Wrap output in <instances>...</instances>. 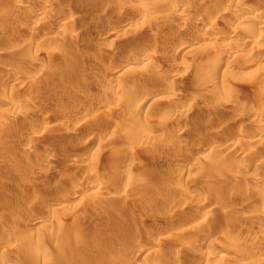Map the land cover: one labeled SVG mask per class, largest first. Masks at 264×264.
<instances>
[{
    "label": "rangeland",
    "instance_id": "1",
    "mask_svg": "<svg viewBox=\"0 0 264 264\" xmlns=\"http://www.w3.org/2000/svg\"><path fill=\"white\" fill-rule=\"evenodd\" d=\"M19 1L0 0V247L7 257L15 264H264V229L239 228L256 226L264 212V190L256 189L264 134L255 146L236 141L260 130L264 43L247 44L219 66L215 58L232 47L210 45L193 19L171 13L177 0ZM184 1L221 39L249 24L221 14L228 3L264 7V0ZM40 6L48 16L32 15ZM68 18L73 23L62 25ZM53 32L57 40H44ZM147 51L145 67H158L156 74L110 72ZM5 74L18 84L3 83ZM152 95L162 98L151 104ZM11 97L18 103L8 104ZM225 137L235 141L222 144ZM227 175L223 190L213 187ZM41 202L57 206L54 214L34 218ZM24 225L47 239V251L24 252ZM207 247L215 253L209 259Z\"/></svg>",
    "mask_w": 264,
    "mask_h": 264
},
{
    "label": "bare ground",
    "instance_id": "2",
    "mask_svg": "<svg viewBox=\"0 0 264 264\" xmlns=\"http://www.w3.org/2000/svg\"><path fill=\"white\" fill-rule=\"evenodd\" d=\"M188 1V0H187ZM22 0H20L19 2H18V4L21 6L22 5ZM24 3V2H23ZM234 3V2H233ZM230 4V3H228V5L227 6H225V8L224 9H222V12H220L221 14H224V15H226V16H229V17H235L236 19H238V20H241V21H246V22H249V24L247 23V24H244L242 27H241V30H240V33H236L235 35H233L232 34V36H230V37H228V38H226V39H224V37H223V39H221V36H219L218 34L217 35H215V33H210L209 31L212 29V23H211V21H208V19H206V16H199L200 15V13H199V15L198 16H192L190 13H187L186 12V9L184 10L183 8H185V1L184 0H177V1H175V5L173 6V8L171 9V13H174V15H176L177 17H179V18H181V20L183 19V20H189V18H191V20L193 19V21L195 22L194 24H196V25H200L201 26V28H203L204 30H205V35H204V37H205V41H208L209 43H210V45H215L216 43H219L218 41H220V43L222 42V44H223V46L225 45V46H231L232 47V50L233 51H228L227 49L226 50H223L222 52H220V54H218V56H217V58H215V65H219L220 66V64L222 65V64H225V65H228L230 62L232 63L233 62V60H235V58L239 55L238 54V52L240 51L241 52V50L243 49L244 50V48L247 46V44H251V45H254V44H260V43H264V32H263V30L262 29H264V7L263 8H261V9H257V8H253L252 6L251 7H240V6H236V5H234V4ZM250 5V4H249ZM68 6V5H67ZM114 6V5H113ZM116 6H118V5H116ZM248 6V5H247ZM256 6V5H255ZM41 7V8H40ZM40 7H37L36 8V10L32 13V15H46L48 12H49V10L47 9V8H42V6H40ZM147 7V6H146ZM149 7V6H148ZM147 7V8H148ZM261 7H262V5H261ZM78 8V7H77ZM138 8V7H137ZM138 9H140V8H138ZM3 10H5V9H3ZM10 11L12 10V9H9ZM53 10H55L54 8H53ZM78 10V9H77ZM141 11H142V13H144L143 15H146V13H148L147 12V10L144 8L143 10H142V8L140 9ZM8 11V10H7ZM10 11H8L9 13H11ZM51 11V10H50ZM62 11V10H61ZM105 11V10H104ZM103 11V12H104ZM114 11V10H113ZM137 11V10H136ZM140 11V12H141ZM196 11V10H195ZM221 11V10H220ZM5 13H6V10L4 11ZM3 12V13H4ZM7 12V13H8ZM76 12V11H75ZM78 12V11H77ZM81 12V11H80ZM198 12V11H197ZM202 12V11H201ZM79 13V12H78ZM106 13V12H105ZM196 13V12H195ZM194 13V14H195ZM80 14V13H79ZM198 14V13H197ZM196 14V15H197ZM2 15H4V14H2ZM9 15V14H8ZM54 14L52 13V16H53ZM5 16H6V14H5ZM10 16V15H9ZM47 16H48V14H47ZM76 16V15H75ZM102 16V15H101ZM87 17V16H86ZM85 17V18H86ZM128 17V16H127ZM73 18V17H72ZM93 18V17H92ZM129 18V17H128ZM208 18V17H207ZM74 19H76V18H74ZM74 19H73V21H74ZM224 19V18H223ZM225 19H227V17H225ZM236 19H234L235 21H236ZM60 20V19H59ZM97 20V19H96ZM99 20V19H98ZM237 20V21H238ZM94 21V20H93ZM100 21H101V19H100ZM127 21H128V19H127ZM228 21V20H227ZM76 22V21H75ZM126 22V21H125ZM137 22V21H136ZM233 22V21H232ZM73 23V22H72ZM71 20H70V18H68V19H65V21H63V23H61L62 25H64V26H70L71 24ZM87 23H88V21H87ZM224 23V22H223ZM90 24V23H89ZM91 24H92V21H91ZM94 24V23H93ZM96 24V23H95ZM94 24V25H95ZM193 25V24H192ZM90 26V25H89ZM83 27V26H82ZM86 27V26H85ZM120 27V26H119ZM196 27V26H195ZM38 28V25H34L33 26V29L35 30V29H37ZM126 28V27H125ZM128 28V27H127ZM99 29V28H98ZM123 29V31L125 32V31H127V30H125L124 28H122ZM92 30V29H91ZM234 30V29H233ZM236 30V29H235ZM262 30V31H261ZM80 31H81V29H80ZM83 31H84V29H83ZM82 31V32H83ZM118 32H119V30H117ZM122 31V32H123ZM33 32V31H32ZM86 32H89V30H86ZM116 32V31H115ZM114 32V33H115ZM120 32H121V30H120ZM123 32V34H126V33H124ZM128 32H129V30H128ZM34 33V32H33ZM135 33V32H134ZM217 33H218V31H217ZM118 34H120V33H117L116 35L117 36H119ZM90 35H92V34H90ZM122 35V34H121ZM120 35V36H121ZM60 35H59V33L58 32H53V34H51V35H49V36H45L44 37V40H47V41H52V40H57V38L59 37ZM86 37V36H85ZM107 37V36H106ZM122 37V36H121ZM120 37V38H121ZM87 38V37H86ZM119 38V37H118ZM111 39L112 40H114L115 38H112L111 37ZM76 40V39H75ZM78 40V39H77ZM221 40H223L225 43H223V41H221ZM71 42H72V40H71ZM111 42V41H110ZM112 43V42H111ZM72 44V43H71ZM73 44H74V42H73ZM72 44V45H73ZM77 45H78V43H77ZM76 46V45H75ZM259 46H262V45H259ZM73 47V46H72ZM201 47V46H200ZM208 47V46H207ZM75 48H77V49H73V51H70L69 52V54H71V56H74V57H76V52L78 51V46L77 47H75ZM142 48H144V46L142 47ZM202 48V47H201ZM81 49V48H80ZM150 49V48H149ZM178 49V48H177ZM210 49V48H209ZM225 49V48H224ZM82 50V49H81ZM148 50V49H147ZM141 51H143V50H141ZM174 51H176V50H174ZM173 51V52H174ZM264 51V50H263ZM81 52V51H80ZM104 52V51H103ZM152 51H147V52H144V53H139L138 55H136V56H134L133 58H131V59H128V60H126L124 63H122V65H120L119 66V68H114L113 70H111L110 72H114V71H127L128 72V70H131L132 71V69L133 68H137V67H139V68H141V69H143L145 66H148V65H150V63H151V65H152V60H151V58H152V53H151ZM177 52V51H176ZM0 53H2V52H0ZM250 53V52H249ZM169 54V53H168ZM238 54V55H237ZM66 55V54H65ZM172 55V54H171ZM250 55H251V53H250ZM33 56V55H32ZM153 56H154V54H153ZM207 56V55H206ZM240 56V55H239ZM36 57V56H35ZM37 59V58H36ZM169 59V58H168ZM237 59V58H236ZM259 59L260 60H264V53H262V55L259 57ZM170 61H175L176 60V58H174V59H169ZM178 60V59H177ZM213 61V60H212ZM3 62H5V61H3L2 59H1V57H0V65H2L3 64ZM230 63V64H231ZM8 64V63H7ZM68 64V63H67ZM153 64H155V63H153ZM83 65V64H82ZM156 65V64H155ZM213 65H214V62H213ZM9 66V65H8ZM67 66V65H66ZM159 66V65H158ZM207 66H209V65H207ZM211 67H212V65H210ZM117 67H118V65H117ZM155 67V68H154ZM214 67V66H213ZM113 68V67H112ZM156 68L158 69V67H156V66H153V69H152V66L151 67H149L148 69V72H147V69H146V67H145V70H143L142 72H144V73H150L151 72V70L153 71V72H151L150 74H152V73H154V74H156ZM208 68H210V67H208ZM8 69H10V68H8ZM216 69V68H215ZM109 70V69H108ZM213 70V69H212ZM139 71H140V69H139ZM209 71H210V69H209ZM209 71H207V72H209ZM137 72V71H136ZM204 72V71H203ZM203 72H202V74L201 75H203ZM215 72V71H214ZM5 73H7V72H5ZM122 73H124V72H122ZM121 73V74H122ZM132 73V72H131ZM211 74L213 73V71L212 72H210ZM11 74V73H10ZM158 74V73H157ZM205 74V73H204ZM207 74V73H206ZM107 75V74H106ZM141 75V74H140ZM145 75V74H144ZM200 75V74H199ZM157 76V75H156ZM204 76V75H203ZM207 76V75H206ZM205 76V77H206ZM213 76V75H212ZM118 77V76H117ZM121 77V76H120ZM148 77V76H147ZM200 77V76H199ZM208 77V76H207ZM210 77V76H209ZM123 78V77H122ZM126 78V77H125ZM136 78V77H135ZM16 77L14 76V75H6L5 74V76H4V78H3V83H5L6 85H9V84H12V85H14V84H16L19 80L18 79H16ZM115 79V78H114ZM128 79V78H127ZM199 79V78H198ZM217 79V78H216ZM139 80V79H138ZM218 80H220V79H218ZM218 80H216L215 81V79H214V81L212 80V78H211V81H213L214 82V84L215 83H217V81ZM123 81L122 80H117V84H118V88L119 89H124L125 91L126 90H128L130 87H128V84H126V85H124L125 83H122ZM18 84V83H17ZM130 84V83H129ZM7 88V87H6ZM128 88V89H127ZM132 88V87H131ZM135 88H133V90H134ZM140 89H141V87H140ZM130 90V89H129ZM132 90V89H131ZM137 91V90H136ZM136 91H133V92H136ZM9 92V91H8ZM129 93L128 94H130V91H128ZM132 92V91H131ZM12 93H10V95H11ZM121 95H123V94H121ZM172 95V94H171ZM99 96V95H98ZM148 96V95H147ZM153 96V98H152V100H151V104H155L156 103V101H159L162 97L160 96V97H155L154 95H152ZM151 96V97H152ZM22 97V96H21ZM177 97H179V93H175L174 94V96L172 97L171 96V98H170V100L172 99L173 101H174V99H176ZM12 98V97H11ZM10 98V99H11ZM149 98V97H148ZM166 99V98H165ZM18 101H19V99L16 97H13L10 101H8L7 103L8 104H10V105H15V104H17L18 103ZM227 101H229L228 103L229 104H231V106H237V105H234V104H237V103H234L233 101V99L232 100H230L229 99V97H228V100ZM145 102H148V100L147 101H145ZM245 103V102H244ZM144 104V103H143ZM142 104V105H143ZM142 105H139V106H141L142 107ZM152 105H150L148 108H150ZM133 109H134V107H133ZM143 109V108H142ZM143 110H141L140 108H138V107H136L135 108V110H134V113H135V115L138 117V116H140L141 115V112H142ZM146 111H147V109H146ZM146 111H145V115H146ZM149 111H150V109H149ZM148 111V112H149ZM151 112V111H150ZM148 114V113H147ZM142 117V116H141ZM255 120H256V123H257V126H259L260 127V130H258V132L256 133V134H238V139L236 138V141L239 143L241 140H244L245 142H248L249 143V145H256L257 143H259L260 142V136L262 135V134H264L263 132H264V129H263V124H262V122L264 121V116H263V114H260V115H258L257 117H255ZM254 121V120H253ZM253 123V122H252ZM256 123L254 124L253 123V126L254 125H256ZM248 126H249V124H248ZM254 127H256V126H254ZM253 127V128H254ZM173 128H175V127H173ZM247 128V127H246ZM249 128H251V127H249ZM248 128V129H249ZM248 129H245V130H248ZM252 129V128H251ZM256 129V128H255ZM149 131V132H148ZM147 131V133H153L155 130H148ZM256 131V130H255ZM241 132V131H240ZM39 136V135H38ZM34 137H36V136H34ZM233 137V136H232ZM232 137H225V138H223L222 139V141L224 142V143H222V144H225V145H229V144H232L233 143V141H235L234 139H232ZM259 138V139H258ZM259 140V141H258ZM262 140H264V139H262ZM221 141V142H222ZM258 141V142H257ZM244 142V143H245ZM236 144V143H235ZM33 144H32V142H30L29 143V145H28V147H27V150L29 151V150H31L32 149V146ZM86 145V144H85ZM84 145V146H85ZM258 145V144H257ZM261 145H262V143H261ZM45 147V146H44ZM47 147V146H46ZM258 147V146H257ZM42 149V148H41ZM52 149V148H51ZM43 150V149H42ZM47 149L45 148L44 149V153H48V151H46ZM214 150V149H213ZM217 151H219V150H217ZM212 152V151H211ZM214 152H215V150H214ZM213 152V153H214ZM248 154V153H247ZM246 155V154H245ZM248 156H249V154H248ZM122 157V156H121ZM251 157V156H250ZM129 158V157H128ZM251 159V158H250ZM196 161V160H195ZM247 163V162H246ZM260 163H262V162H260ZM259 163V164H260ZM256 164H258V163H256ZM255 164V167H257V165ZM245 166V167H244ZM243 166V168L244 169H246L247 171H248V168H250V166L251 167H253L252 165H250L249 164V162H248V164H246V165H244ZM192 168V167H191ZM258 168V167H257ZM190 170L191 169H188V170H186V171H182V172H180V174H179V177L180 178H183V177H187L191 172H190ZM31 172V171H30ZM229 172V171H228ZM230 174V173H229ZM232 175V174H231ZM230 175V176H231ZM178 176V175H177ZM224 177V176H223ZM222 179V178H221ZM228 180V175H227V177H225L223 180H221L222 182H219V184H215L213 187H215V188H217V189H219V190H223V188H225L224 187V185L225 184H227L226 183V181ZM220 181V180H219ZM223 182H225V184L223 183ZM95 183L93 182V184L92 185H94ZM257 184V186H256V189H257V191L259 192V191H261V190H264V180L262 181V180H260V182H258V183H256ZM90 186V185H89ZM12 190V188H10V187H8V190H6V191H8V192H10ZM201 191V190H200ZM246 193V192H245ZM257 193V192H256ZM259 195V194H258ZM244 199H251V198H253V195H251V194H249L248 192L246 193V194H244ZM255 197V196H254ZM243 198V197H242ZM190 199V198H189ZM254 200H255V198H253ZM248 200H247V202H248ZM214 203H216V202H214ZM52 204V203H51ZM57 207V206H56ZM56 207H51L50 206V204L49 203H47V202H41L40 203V206H39V209L36 211V212H34V214L32 215L34 218L35 217H38V216H40V215H43L44 213H46L48 210H51V212L53 213L54 212V210L55 209H57ZM59 207V206H58ZM60 209H61V207H60ZM173 211V210H172ZM257 212V211H256ZM48 213V212H47ZM46 213V214H47ZM51 213V214H52ZM207 213V212H206ZM54 214V213H53ZM256 215V214H255ZM48 216V215H47ZM146 216V215H145ZM150 216V215H149ZM148 216V217H149ZM209 216V215H208ZM257 217H258V215H256ZM255 216V217H256ZM260 216V215H259ZM32 217V218H33ZM52 217V216H51ZM142 217V216H141ZM251 217H253V215H251ZM143 218H144V216H143ZM259 218V220H258V222H257V224H256V226H252V225H247V226H245V227H241V226H239V228H240V231L242 232H245L246 233V231H248V232H250L251 230H254V229H259V230H261V229H264V212H262V216H260V217H258ZM43 219V218H42ZM145 219V218H144ZM205 219H206V217H205ZM31 220V219H30ZM30 220H28V221H30ZM55 220H56V218H55ZM248 220V219H247ZM27 221V220H26ZM32 221H35L34 219L32 220ZM250 222V221H249ZM30 223V222H29ZM57 223L58 224H60V222L59 221H57ZM241 223V222H240ZM25 224V223H24ZM28 224V223H27ZM63 224V223H62ZM61 224V225H62ZM244 224V223H243ZM247 224V223H246ZM25 226V225H24ZM238 227V226H237ZM258 230V231H259ZM19 231V230H18ZM121 232V231H120ZM247 232V233H248ZM33 232H30V228L28 227V226H25V227H22V228H20V231H19V236H23V243L21 244V245H23L24 247H25V250H24V252L25 253H27V254H29V255H32V252L33 251H39V250H37V249H40V251L41 250H44V251H47V248H48V246H47V243H46V240L47 239H45L44 237H42V236H40V235H38V234H32ZM258 233V232H257ZM21 234V235H20ZM259 234V233H258ZM13 235V234H12ZM260 236H261V234H259ZM263 235V234H262ZM264 236V235H263ZM263 236H261V237H263ZM14 237V236H13ZM261 237H259V238H261ZM203 238V237H202ZM264 238V237H263ZM262 238V239H263ZM22 240V238L20 237V241ZM205 240V239H204ZM207 240V239H206ZM4 241V240H3ZM22 242V241H21ZM14 243V242H13ZM16 243V242H15ZM19 243V242H18ZM18 243H17V245H18ZM5 244V243H4ZM10 244V243H9ZM12 245V244H11ZM14 245V244H13ZM12 245V246H13ZM10 246V245H9ZM11 246V247H12ZM11 247H9V248H11ZM22 247V246H21ZM142 248V247H141ZM20 249V248H19ZM143 249V248H142ZM179 249V248H178ZM8 248L7 247H0V263L1 264H15V261L14 260H12V259H10L9 257H7V253H8ZM20 250H22L23 251V249H20ZM183 251V250H182ZM204 251H206V253H207V255H206V257L209 259V258H212V256L213 255H215V253L213 252V250L210 248V247H207L206 248V250H204ZM19 252H21V251H19ZM43 252V251H42ZM21 253H23V252H21ZM37 253V252H36ZM49 253H51V252H49ZM19 254V253H18ZM38 254V253H37ZM175 254H177V252L175 253ZM178 254H180V253H178ZM41 255V254H40ZM198 255V254H197ZM21 256V255H20ZM199 256V255H198ZM201 256V255H200ZM200 256H199V258H200ZM32 257V256H31ZM202 257V256H201ZM198 258V257H197ZM198 258V259H199ZM206 258V259H207ZM32 259V258H31ZM161 259V258H160ZM172 259V258H171ZM174 259V258H173ZM166 260V259H165ZM193 260V259H192ZM176 261V260H175ZM179 261V260H178ZM195 261V260H194ZM165 262V261H164ZM196 262V261H195ZM161 263H162V260H161Z\"/></svg>",
    "mask_w": 264,
    "mask_h": 264
}]
</instances>
